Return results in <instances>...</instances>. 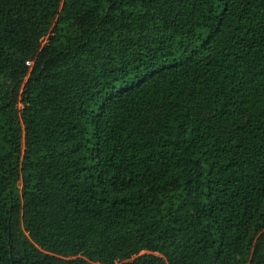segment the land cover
I'll use <instances>...</instances> for the list:
<instances>
[{
    "label": "trees",
    "instance_id": "1",
    "mask_svg": "<svg viewBox=\"0 0 264 264\" xmlns=\"http://www.w3.org/2000/svg\"><path fill=\"white\" fill-rule=\"evenodd\" d=\"M0 264H264V0H0Z\"/></svg>",
    "mask_w": 264,
    "mask_h": 264
},
{
    "label": "rangeland",
    "instance_id": "2",
    "mask_svg": "<svg viewBox=\"0 0 264 264\" xmlns=\"http://www.w3.org/2000/svg\"><path fill=\"white\" fill-rule=\"evenodd\" d=\"M46 39V38H45ZM45 41V40H44Z\"/></svg>",
    "mask_w": 264,
    "mask_h": 264
}]
</instances>
